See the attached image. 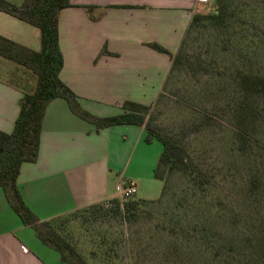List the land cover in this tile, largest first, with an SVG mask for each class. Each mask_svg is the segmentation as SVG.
I'll use <instances>...</instances> for the list:
<instances>
[{
    "label": "crops",
    "instance_id": "1",
    "mask_svg": "<svg viewBox=\"0 0 264 264\" xmlns=\"http://www.w3.org/2000/svg\"><path fill=\"white\" fill-rule=\"evenodd\" d=\"M70 1L72 6L59 15L64 57L60 79L79 97L81 107L97 117L122 113L126 101L152 105L172 61L149 44L159 43L177 54L194 14L206 13L213 4V0ZM0 35L35 51L42 48L40 30L6 12H0ZM36 82L37 78L29 88L0 77V131H13L20 101ZM146 137L144 126L98 129L74 114L66 100H54L44 118L39 157L24 163L18 177L26 205L43 222L119 198L117 187L135 177L127 173L137 156L146 157L158 142L148 143ZM162 151L143 169L154 179ZM0 264H70L23 224L2 188Z\"/></svg>",
    "mask_w": 264,
    "mask_h": 264
},
{
    "label": "rangeland",
    "instance_id": "2",
    "mask_svg": "<svg viewBox=\"0 0 264 264\" xmlns=\"http://www.w3.org/2000/svg\"><path fill=\"white\" fill-rule=\"evenodd\" d=\"M226 5L228 29L222 31L206 23L187 35L181 58L150 111L161 129L170 133L186 130L185 145L193 157L204 167L225 175L209 188V194L196 207L184 209L177 208L176 203L190 191L191 185L188 176L176 173L170 178L167 195L160 201L163 183L143 170L145 163L150 164L162 151V144L157 142L146 157L137 156L128 170L127 174L136 178L126 180L134 182L138 192L131 198H123L119 193L122 202H144L136 219L106 217L95 206L78 209L65 217V235L89 264L259 261L257 247L245 243L235 229L238 222L231 224L210 211L212 201L219 197L240 213V226L254 227L264 217V203H251L243 195L246 178L258 168L264 170V97L249 99L262 111L263 122L253 130L256 140L248 143V153L242 155L230 111L233 86L225 80L218 81V74L204 66L208 62L231 66L241 53L247 52L251 57L248 64L264 73V0H226ZM216 11L213 0L206 13ZM0 77L29 88L36 78L30 69L2 57ZM207 118L212 120L207 122Z\"/></svg>",
    "mask_w": 264,
    "mask_h": 264
},
{
    "label": "trees",
    "instance_id": "3",
    "mask_svg": "<svg viewBox=\"0 0 264 264\" xmlns=\"http://www.w3.org/2000/svg\"><path fill=\"white\" fill-rule=\"evenodd\" d=\"M215 5L217 7L215 13L194 14L177 54L171 53L159 43L149 44L152 49L170 57L172 70L169 76L180 60V51L185 47L186 37L192 30L201 25L205 26L206 23L215 25L222 31L228 29L230 21L226 0H215ZM71 6L70 0H24L21 5L0 0V12H6L37 27L41 32L42 43L41 50L35 51L0 35V57L30 69L37 78L34 90L25 92L20 101V112L13 131L10 133L0 131V188L4 190L8 202L23 224L32 227L43 243L56 249L62 261L70 264H89L65 235L67 225L65 217L68 215L49 221H39L36 214L26 205L18 187L22 165L26 162H36L39 157L44 118L48 106L54 100H66L74 114L94 124L98 129L126 124L144 126L147 131L146 141L152 143L156 140L163 146L154 170L155 179L163 183L160 201L167 195L170 178L176 173H181L188 176L191 189L177 201L176 207L184 209L196 207L197 203L209 194V188L225 173L204 167L193 157L185 145L186 130L170 133L161 129L150 116L151 105L126 101L122 106V113L109 117H97L81 107L79 97L60 79L64 57L60 49L59 15L63 9ZM103 52L107 53V50L104 49ZM247 54L241 53L231 66L213 62L204 65L205 69L210 68L218 74L216 77L218 81L225 80L227 85L233 86L234 97L230 103V111L237 129L235 135L239 143L238 151L242 155L248 153V143L252 144L251 141L256 140L253 130L263 122L262 111L249 99L264 97V73L256 71L251 63L248 64L251 57ZM169 76L162 91L171 77ZM161 96L162 93L159 97ZM210 120L212 119L207 118V122ZM243 195L251 203H264L263 169L254 170L252 175L246 178ZM143 203L135 200L122 202L116 198L108 203L90 207L99 208L106 217L122 216L123 219L130 221L139 216ZM210 211L213 216L230 221L231 224L237 221L235 229L239 230V235L245 243H252L259 250V261L251 263L264 264V217L254 227L240 226L238 218L240 213L219 197L212 201ZM219 254L220 250L216 252L217 256Z\"/></svg>",
    "mask_w": 264,
    "mask_h": 264
},
{
    "label": "built area",
    "instance_id": "4",
    "mask_svg": "<svg viewBox=\"0 0 264 264\" xmlns=\"http://www.w3.org/2000/svg\"><path fill=\"white\" fill-rule=\"evenodd\" d=\"M203 2H208V0H201ZM118 191L122 193L123 198H131L137 193V189L134 183L120 184L117 187Z\"/></svg>",
    "mask_w": 264,
    "mask_h": 264
}]
</instances>
